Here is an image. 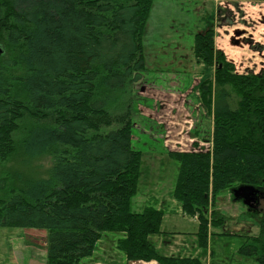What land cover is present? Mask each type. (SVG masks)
<instances>
[{"label":"trees","instance_id":"1","mask_svg":"<svg viewBox=\"0 0 264 264\" xmlns=\"http://www.w3.org/2000/svg\"><path fill=\"white\" fill-rule=\"evenodd\" d=\"M155 1L0 0V165L19 149L50 161L41 179L0 175V227L46 231V264H80L105 233L125 235L117 247L129 262L202 264L159 255L148 238L161 233L165 211L134 210L143 153L132 145L129 98L146 70ZM194 56L216 66L199 84L211 149L167 152L179 164L172 197L198 220L208 251L212 229L225 223L215 209L209 215L219 195H264V71L239 74L216 50L214 29L196 34ZM244 238L239 254L264 264V214L260 234Z\"/></svg>","mask_w":264,"mask_h":264},{"label":"rangeland","instance_id":"2","mask_svg":"<svg viewBox=\"0 0 264 264\" xmlns=\"http://www.w3.org/2000/svg\"><path fill=\"white\" fill-rule=\"evenodd\" d=\"M36 1L17 0L19 6ZM208 29H214L216 49L239 74L264 71V1L154 2L143 39L146 70L142 81L133 86L128 102L133 107L132 145L143 153L141 179L133 200L135 211L148 206L160 208L156 199L173 201L179 164L168 156L169 149L192 152L194 143L204 151L211 149L208 140L213 118L202 108L199 84L214 76L216 66L197 63L194 56L196 34ZM4 46H0L2 53ZM195 129L199 131L197 137L192 134ZM49 168V158L28 159L19 149L0 165V175L10 172L41 179ZM174 201L166 208L165 228L187 235L197 233L198 220L186 216L180 203ZM212 209L225 217V223L211 231L207 264H257L255 258L244 257L239 251L246 244L244 237L260 234L264 195L247 205L226 191L210 207L209 215ZM46 237L43 230L0 227V264H32L33 260L46 264Z\"/></svg>","mask_w":264,"mask_h":264},{"label":"crops","instance_id":"3","mask_svg":"<svg viewBox=\"0 0 264 264\" xmlns=\"http://www.w3.org/2000/svg\"><path fill=\"white\" fill-rule=\"evenodd\" d=\"M169 151L172 150L169 149ZM172 200L167 201L164 199L161 201L156 199L157 204L159 203L160 208L165 211V216L161 226V233L150 235L148 238L149 242L155 247L158 254L163 257L196 258L202 264H207L210 259L209 251H205L200 247L196 233L187 235L184 231L177 232V230L171 231L165 228V222L168 216L166 208L169 207V204L175 202L173 197ZM194 219L197 220L196 218ZM124 237L125 235L121 233H105L96 244L93 255L81 261L80 264H152L129 262L126 255L117 247L118 241ZM32 264H36V260H33Z\"/></svg>","mask_w":264,"mask_h":264},{"label":"water","instance_id":"4","mask_svg":"<svg viewBox=\"0 0 264 264\" xmlns=\"http://www.w3.org/2000/svg\"><path fill=\"white\" fill-rule=\"evenodd\" d=\"M236 35H239V32L235 33ZM233 44L239 45V42H233ZM2 54V51L0 49V55ZM255 192L252 189L244 190L241 189L238 191L233 192L235 200H244L245 204L252 205L258 198H256Z\"/></svg>","mask_w":264,"mask_h":264}]
</instances>
